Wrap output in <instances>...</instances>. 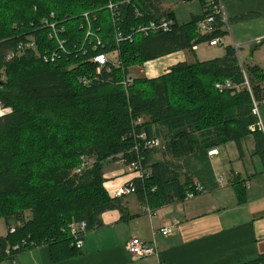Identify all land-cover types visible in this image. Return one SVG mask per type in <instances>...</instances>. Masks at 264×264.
Segmentation results:
<instances>
[{
	"label": "trees",
	"instance_id": "16d2710c",
	"mask_svg": "<svg viewBox=\"0 0 264 264\" xmlns=\"http://www.w3.org/2000/svg\"><path fill=\"white\" fill-rule=\"evenodd\" d=\"M109 4L120 14L115 26ZM162 5L163 0H0V104L10 110L0 117V219L8 228V236L0 238V260L24 242L23 251L49 245L58 249L56 260L73 259L80 250L73 245L70 225L86 222L90 231L103 225L107 211L126 215L124 198H112L104 187L107 163H137L149 177L132 181L136 194L144 200L162 191L169 204L195 192L187 173L192 154L232 141L241 146L253 135L264 161V132L253 115V101L264 103V71L244 66L251 96L233 47L220 59L177 65L159 80L130 76L132 68L226 35L217 16L214 32L200 36L196 24L207 16L206 9L191 24L179 26ZM85 13L96 17L93 31L104 45L98 51L86 37ZM163 17L174 22L170 32L148 37L134 32ZM44 21L65 28L64 50L49 38ZM117 34L132 41L118 44ZM30 42L35 47L19 49ZM118 49V65L99 74L94 55ZM126 78L132 82L124 85ZM215 79L236 88L220 92ZM142 133L148 141L160 140L161 148L145 149ZM82 155L91 159V167L75 173ZM41 160L61 167L51 177L50 193L33 182L45 176L38 175ZM249 264H264V255Z\"/></svg>",
	"mask_w": 264,
	"mask_h": 264
},
{
	"label": "crops",
	"instance_id": "0c3cea01",
	"mask_svg": "<svg viewBox=\"0 0 264 264\" xmlns=\"http://www.w3.org/2000/svg\"><path fill=\"white\" fill-rule=\"evenodd\" d=\"M193 1L197 0H183L182 3L187 5ZM198 1L203 12L193 15V19L202 17L205 12L204 1ZM221 2L226 18L223 31L229 34L227 24L228 27L236 24L237 31L231 36L232 43L226 47L225 35L222 37L225 50L233 47L238 56L249 42H264V0ZM171 5L163 0V11L173 13L175 23L185 26L180 24ZM247 16L244 21L238 20ZM196 28L199 32L200 22ZM243 30L251 35L240 37ZM204 43L208 44L210 53L217 48L210 47L209 41ZM197 62H209L200 59L199 45L132 68L130 76L151 80L167 75L174 66ZM239 62L243 72H246L244 66L260 67L251 62ZM262 111L264 113V109ZM234 144V156L229 152L223 155L221 150L217 155L209 156L211 150H203L187 158L189 178L205 188L195 199H175L168 204L162 191L144 200L138 194L130 195L121 199L126 215L119 210L102 214L103 225L87 232L80 255L73 259L56 260L53 254L57 247L41 245L23 251L14 259H2L0 264H249L258 261L264 255V161L256 154L253 135L242 139L241 146ZM161 159L160 156L155 158ZM103 171L104 187L112 198L114 191L135 179L121 162L107 163ZM165 226H175L174 233L163 236L160 230ZM7 236L6 225L0 238ZM134 237L146 244L154 243L157 255L132 259L127 246Z\"/></svg>",
	"mask_w": 264,
	"mask_h": 264
},
{
	"label": "built area",
	"instance_id": "2783aa9c",
	"mask_svg": "<svg viewBox=\"0 0 264 264\" xmlns=\"http://www.w3.org/2000/svg\"><path fill=\"white\" fill-rule=\"evenodd\" d=\"M203 1L205 4L207 16L200 22L199 33L201 36L207 37V36H210L214 32V23H215L216 17L217 16L221 17L224 24H226V18L224 15V10H223L221 0H203ZM107 9L110 11L111 17L113 19V25L115 26L118 23L117 21L119 20L117 18H120V14L118 12V9L113 4H109ZM91 16L92 15L90 13L84 14V18H85V22H86V24H85L86 25V27H85L86 28V37L88 39L91 38L92 43L95 42L94 48H95V51L96 50L98 51V47L102 46L103 43L100 40V38L93 31V23L92 22L94 20H96L95 19L96 17H93L94 19L92 20ZM136 16L137 17H143V14L137 12ZM44 23L51 29V33L49 34V38L58 43L60 50H64V43L65 42H64V39L62 38L61 35L65 32V28H62L59 25H56L55 23L50 24L48 21H44ZM173 27H174V22L167 17H163V18H160L158 21L157 20L151 21L147 26H140L139 28L134 30V32L136 34H142L145 37H148L152 34L156 35V34L170 32L173 29ZM124 39L125 38H123L121 34L116 35V42L118 44L121 41H123ZM126 39H128V40L130 39L132 41L131 37H128ZM223 43L224 42H223L222 37L221 38H214V39L209 41L210 47L223 46L224 45ZM33 47H35V42H30V44H26L25 46L21 45L19 49L21 51H23V50L33 48ZM102 47H104V45ZM237 51H238V48H237ZM119 55H120L119 49L117 51L114 50L110 54L98 52L92 58V62L97 65V72L99 74L104 69H107V71L109 72V71H112V67H115L116 65H118ZM55 59H56V54H54L51 57V61L54 62ZM45 60H49V58L46 57ZM243 73H244V77L246 80L245 87L247 88V90L249 91V93L252 96L253 93H252L251 86L247 80V76H246L245 72H243ZM128 82L131 83L132 79L126 78L125 81L123 82V84L125 85ZM216 87L218 90H220V92L227 91V90H234L236 88V86L229 81H226L225 84H217ZM253 104H254L253 115L258 117V128H260L264 132V122H262L261 117H260L259 103L254 100ZM138 123H140V122L138 121L137 124ZM140 137L143 141L145 149L161 148V141L160 140L154 139L152 141H148L146 138V135L144 133H142L140 135ZM217 154H218V150H212L209 152V156H215ZM121 163L123 164V162H121ZM127 167L130 169L132 174H134L135 179H139L142 182H145L148 179L149 172L147 170L143 169L142 167H140L137 163H133ZM85 168H86V162H83L81 167L78 169L77 173H81ZM135 179H133V180H135ZM133 180H131L128 184H126V185L120 187L119 189H117L116 191H114V193L112 195L113 198L120 199V198H125L127 196L136 194L137 189L132 184ZM193 187L195 189V192H188L185 200H189V201L193 200L199 194H201L205 191L204 186L200 183H194ZM70 228H71V235L74 239L73 245H75V247L77 249L82 250L84 247V244H85V237H86V234L88 232L87 223L82 222L79 224H72V225H70ZM174 231H175V226H165L164 228H162L160 230V233L163 236H170L174 233ZM10 232L14 233L15 229L11 228ZM25 245H26V243L24 242L23 244L16 245L13 249H7L5 252V256L7 258L14 259L18 254L23 252ZM127 251L130 254L131 258L134 260H140V259H144L147 257L157 255V250H156V246L154 243L146 244L138 237H134L129 241L128 246H127ZM13 252H17L18 254H13Z\"/></svg>",
	"mask_w": 264,
	"mask_h": 264
},
{
	"label": "rangeland",
	"instance_id": "374dc122",
	"mask_svg": "<svg viewBox=\"0 0 264 264\" xmlns=\"http://www.w3.org/2000/svg\"><path fill=\"white\" fill-rule=\"evenodd\" d=\"M182 1L183 0H166L167 3H172L170 8L175 11L177 19L180 22V24L187 25L188 23L192 22L193 15H199L201 12H203L202 5H201L200 1H198V0L193 1L192 3H189L187 5L183 4ZM235 26H236V24H231L230 27H228V24L226 26V28L229 29V34L225 35V37H224L226 40L225 47L228 46V44L230 42L232 43V37L231 36L234 35L235 32H237L235 29ZM230 28H231V32H230ZM256 33H258V30ZM256 33H252V35H255ZM247 35H251V34H248L246 30L240 31V37L245 38ZM207 46H208L207 43H203V44L199 45V56H200V59L203 61H211V60H215L218 58H222L224 56V54L226 53L225 47H223V46H219V47L215 48L213 50V52H211V53H210V50L207 49ZM238 58L241 62L243 61L244 63H248V62L250 63L251 62L253 64H257L264 71V42H261V43H255V41L249 42L248 44H246L244 46V49L239 52ZM174 67H176V66H174ZM164 76L155 78V80H159ZM220 83H222V82H220V80L215 79V84H220ZM263 109H264V103L259 104V113H260V117H261L262 122H264V113L262 111ZM0 112L2 113V116H3L5 114H8L10 112V110L3 109L2 105L0 104ZM144 121L145 120L142 118L141 122H144ZM234 143H235L234 141L229 142L226 145V147L221 146V147H219L218 150H221L220 152L223 155L229 152V154L234 156V151L236 150V146ZM87 158H89V157H87ZM59 160H61L60 157H59ZM87 160L84 159L83 155H82L80 158V162H81L80 166L74 167L73 172H75V173L78 172V169L81 167V165L84 161L86 162V165H90L91 159L89 158ZM36 165L37 166L41 165L39 167V169H41L42 171L38 175L45 174V176L44 177L43 176L37 177V180L33 179L34 183L35 182L39 183V185L35 184V186H40V188L41 187L48 188V193L52 192L54 189V185H53V180L51 179V177L53 175H55L56 170L61 168L60 165L57 163H55V164L48 163L47 164V163L42 162V160L40 161V163H37ZM90 167H91V165H90ZM43 193L45 194L46 192L43 191ZM12 202H14V200ZM24 215H25L26 219H31L33 214L29 210H25ZM13 226H17V225H13ZM5 230H6V225H5L4 221L0 219V232L4 233Z\"/></svg>",
	"mask_w": 264,
	"mask_h": 264
},
{
	"label": "water",
	"instance_id": "95a60500",
	"mask_svg": "<svg viewBox=\"0 0 264 264\" xmlns=\"http://www.w3.org/2000/svg\"><path fill=\"white\" fill-rule=\"evenodd\" d=\"M3 85V82L0 80V86Z\"/></svg>",
	"mask_w": 264,
	"mask_h": 264
},
{
	"label": "bare ground",
	"instance_id": "6f19581e",
	"mask_svg": "<svg viewBox=\"0 0 264 264\" xmlns=\"http://www.w3.org/2000/svg\"><path fill=\"white\" fill-rule=\"evenodd\" d=\"M2 116V113L0 112V117Z\"/></svg>",
	"mask_w": 264,
	"mask_h": 264
}]
</instances>
